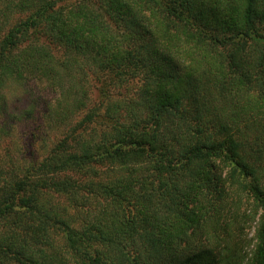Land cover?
Instances as JSON below:
<instances>
[{"label":"trees","instance_id":"16d2710c","mask_svg":"<svg viewBox=\"0 0 264 264\" xmlns=\"http://www.w3.org/2000/svg\"><path fill=\"white\" fill-rule=\"evenodd\" d=\"M30 80L61 135L16 159ZM0 144V264H264V0H0Z\"/></svg>","mask_w":264,"mask_h":264},{"label":"rangeland","instance_id":"374dc122","mask_svg":"<svg viewBox=\"0 0 264 264\" xmlns=\"http://www.w3.org/2000/svg\"><path fill=\"white\" fill-rule=\"evenodd\" d=\"M53 50L58 54H61L59 50L55 48H53ZM95 79L96 77L93 73V75L91 74L89 76L86 82V85L89 88V98H91L92 100H94L95 96L98 94L96 91V85H99V83L95 82ZM62 80V91L72 85L73 78L66 77ZM140 83L141 81L139 80V78H134L132 80L130 79V81L124 85L123 89L117 90L116 92L127 95L121 97V101L133 95V92L139 88ZM61 93L62 92L60 89H58V87H54L51 84H48V82L46 81L30 80L21 84H16L13 81H10L6 84L4 94L6 98V107L9 113L15 116L19 115L22 111L28 109L30 102L32 103L31 100H34L33 103L35 107V115L32 117L33 120L20 121L19 119L14 117L15 122L13 124V131L9 134L8 137H6V140L4 141V144L9 147L13 157L17 159L25 155L29 156L30 154H34L35 156L34 151L38 153L41 142H49L53 138V135L55 137L61 135V132L59 130L58 132L56 130H52V132L47 131L45 128L44 118V112L48 105H56L58 99L61 98ZM91 105L92 101H88L85 109L80 112L75 111L73 116L69 118L70 123L73 124L77 119L82 117L84 112L87 111V107ZM29 131L38 133V138H41V140H38V142L34 143L35 140L32 134L29 133ZM47 145L49 144H46V146ZM255 225V222H251L246 228V244H250L247 245L246 249L251 250L254 245V238L252 237Z\"/></svg>","mask_w":264,"mask_h":264}]
</instances>
